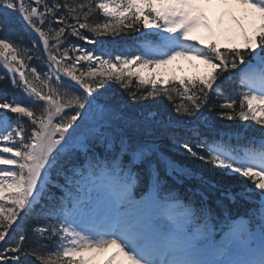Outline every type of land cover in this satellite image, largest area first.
Masks as SVG:
<instances>
[{"label":"snow or ice","instance_id":"1","mask_svg":"<svg viewBox=\"0 0 264 264\" xmlns=\"http://www.w3.org/2000/svg\"><path fill=\"white\" fill-rule=\"evenodd\" d=\"M0 69V264H264V0H0Z\"/></svg>","mask_w":264,"mask_h":264},{"label":"trees","instance_id":"2","mask_svg":"<svg viewBox=\"0 0 264 264\" xmlns=\"http://www.w3.org/2000/svg\"><path fill=\"white\" fill-rule=\"evenodd\" d=\"M13 28L18 35L24 36V42L26 44H28L30 42V38L28 37L27 32H25L19 24H14ZM102 39L108 40L110 38H102ZM117 40L120 41L119 44H115L117 46L116 48L118 49L121 46L125 45V43H127L129 40H131V38L130 37H124V38L117 37ZM132 42L133 41H130V44ZM77 43L82 44L83 42L77 41ZM84 46L85 47H92L89 45H84ZM2 73H3V70L0 69V74H2ZM179 77H190V76L187 74H180ZM222 87L225 90L226 96H229L231 98H236L237 92L235 91L234 85H232L230 82L226 81L225 84L222 85ZM4 91L9 92L10 94L12 92V90L10 88H7L4 84L0 83V93H3ZM16 96H17V98H22V94H20V93H16ZM111 97H116L118 99H127V93H125L117 85H111L108 89V92L105 94V98H111ZM165 105H172V104L167 101V103ZM121 106L123 107V105H121ZM206 116H208L215 124L220 125L225 130H239V127H240L239 122L234 123V122H229L226 120H220L215 115V113H206ZM166 148L168 150H171L169 145H166ZM180 161H184L185 163L188 162L187 160H185V158L183 156L178 157V162H180ZM206 167L207 166H204V168H206ZM182 189H183V186H181L178 190L181 191ZM229 207H230L232 213H235L237 211H242V207L240 205H231L230 204Z\"/></svg>","mask_w":264,"mask_h":264},{"label":"rangeland","instance_id":"3","mask_svg":"<svg viewBox=\"0 0 264 264\" xmlns=\"http://www.w3.org/2000/svg\"><path fill=\"white\" fill-rule=\"evenodd\" d=\"M179 64H180V65H183V64H184V65H188V62H186V61H179ZM161 70H162V69H161ZM159 71H160V70H159Z\"/></svg>","mask_w":264,"mask_h":264}]
</instances>
